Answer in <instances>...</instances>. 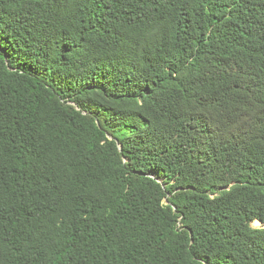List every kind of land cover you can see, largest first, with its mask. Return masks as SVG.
<instances>
[{
  "label": "trees",
  "instance_id": "16d2710c",
  "mask_svg": "<svg viewBox=\"0 0 264 264\" xmlns=\"http://www.w3.org/2000/svg\"><path fill=\"white\" fill-rule=\"evenodd\" d=\"M0 264H264V0H0Z\"/></svg>",
  "mask_w": 264,
  "mask_h": 264
},
{
  "label": "rangeland",
  "instance_id": "374dc122",
  "mask_svg": "<svg viewBox=\"0 0 264 264\" xmlns=\"http://www.w3.org/2000/svg\"><path fill=\"white\" fill-rule=\"evenodd\" d=\"M252 226H253L254 228H260V227H261V225L257 224V222L254 223Z\"/></svg>",
  "mask_w": 264,
  "mask_h": 264
}]
</instances>
